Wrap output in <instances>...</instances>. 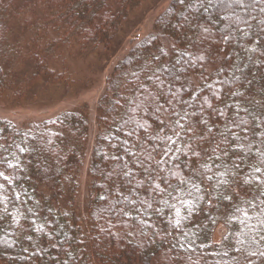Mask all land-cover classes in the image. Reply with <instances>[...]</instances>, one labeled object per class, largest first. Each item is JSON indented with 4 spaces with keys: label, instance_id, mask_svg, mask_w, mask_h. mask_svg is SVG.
Instances as JSON below:
<instances>
[{
    "label": "trees",
    "instance_id": "1",
    "mask_svg": "<svg viewBox=\"0 0 264 264\" xmlns=\"http://www.w3.org/2000/svg\"><path fill=\"white\" fill-rule=\"evenodd\" d=\"M144 2L0 0V88L16 81L8 57L15 45L8 44L11 24L20 28L18 38L29 41L30 57L43 75L50 70L48 59H55L59 47H72L74 40L84 48L109 46L129 13ZM30 9L38 11L29 18ZM223 13L218 8L205 12L199 0H170L155 33L127 55L132 61L124 64L122 59L113 68L105 92L111 97L99 107L103 125L93 144L82 215L73 200L86 138L84 116L59 114L47 127H32V134L0 120V264H264V185L252 179L260 175L255 167L264 170L259 155L264 150V25L257 23L264 14L252 11L259 17L249 20L251 29L239 24L249 32L245 37L236 30L234 16L221 24ZM21 16L24 25L15 24ZM251 48L256 51H247ZM185 111L196 113L182 123L196 126L191 136L202 152L207 150L202 162L213 165L207 175L225 173L214 175L227 185L212 188L211 197L210 182L194 171H203L195 158L187 167L180 163L173 169L175 176L170 165H163L159 175L171 187L158 180L166 188L159 196L139 166L151 163L155 169L162 138L172 135L178 119L172 113ZM201 118L207 126L199 123ZM235 133L244 136L240 143L245 148L251 146L250 155L222 154L236 143ZM175 147L183 148V143L177 141ZM213 149L221 159L208 160ZM180 160L187 158L181 155ZM126 171L131 174L123 175ZM137 181L144 183L137 187ZM193 183L205 191L196 192ZM219 224L227 232L216 244L212 233Z\"/></svg>",
    "mask_w": 264,
    "mask_h": 264
},
{
    "label": "rangeland",
    "instance_id": "2",
    "mask_svg": "<svg viewBox=\"0 0 264 264\" xmlns=\"http://www.w3.org/2000/svg\"><path fill=\"white\" fill-rule=\"evenodd\" d=\"M169 2L170 0H145L144 4L134 8L129 13L128 20L119 26L109 46L105 44L94 48L89 45L84 48L79 40H74L72 47H59L55 59H48L49 73L43 75L37 72V65L30 57L29 41L26 38H18V27L10 25L8 44L15 41V45L8 57L16 81L13 83L14 88L12 84L0 88V120L10 123V126L13 125L17 130L26 129L31 132L32 127V131H35L39 126L43 128L44 123H48L47 127L49 121L62 113H81L84 116L87 125L86 138L83 142L84 153L80 157L81 167L77 172V191L73 200L78 215H82L88 198L91 183L88 170L92 164L93 144L99 125H103V114L100 113L99 107L111 97L105 93L108 77L122 59L124 64L125 61L131 62V59H126L128 54L133 49L141 48L140 42L145 36L155 33L157 18L168 7ZM30 10L26 12L29 18L38 11ZM210 11H213V8L207 12ZM236 11L242 12L240 9ZM16 23L24 25V16L17 19ZM224 23L226 20H221V24ZM221 24L214 26L219 29ZM47 35H52L51 28L47 30ZM112 109L114 112L112 107L108 111L109 114ZM63 203L66 204V200ZM226 232V226L217 225L212 233V241L220 243Z\"/></svg>",
    "mask_w": 264,
    "mask_h": 264
},
{
    "label": "snow or ice",
    "instance_id": "3",
    "mask_svg": "<svg viewBox=\"0 0 264 264\" xmlns=\"http://www.w3.org/2000/svg\"><path fill=\"white\" fill-rule=\"evenodd\" d=\"M181 4L185 2V0H179ZM261 5H264V0H199V6L204 9L205 12L209 11V9L212 8H218L222 10L224 13H227L226 15H221L220 19L221 20H229L233 16L236 19L237 22V31H240L243 36L247 37L249 35L248 31H245L244 29L239 27V24H244L248 29H251L252 25L249 23V20H257L256 16L252 15V11H255L258 9V11L262 14H264V7H261ZM240 9L243 12L248 13V15L241 16L236 10ZM219 15V12H218ZM257 23L264 25V19H259L257 20ZM204 32L208 31V28L203 29ZM262 32H264V28L261 29ZM225 40L228 39L227 36L224 37ZM247 51L255 52V48L247 49ZM199 59H203V57H198ZM234 96L242 95L241 93L238 92H233L231 93ZM171 103V101H168ZM211 107V105H209ZM240 111L239 107H237V113ZM172 115L178 116V119H176L173 124H172V135L165 136L162 138L163 141V148H162V154H161V159L157 160L155 162L156 166L155 169L151 167V163L147 167L141 164L139 165L140 167H143L144 171L147 173L151 179L148 181V186L151 191H154L158 196L165 193L166 188L161 187L160 183H157L158 180L163 181V183L167 187H171L170 184H168L167 177L166 176H160L159 173L163 172L164 168L163 165L168 164L170 165L169 171L173 176H175L177 173L173 171V169L178 168L180 163H184L185 166L187 167L189 162L193 160V158L196 159V161L199 164V169H202L203 171L199 170H194L196 174L200 175L203 177L204 180L207 182H210L209 184V190H208V195L209 197L212 196L211 189L212 188H218L220 185H227V182L224 180H214V175L216 176H223L225 173H215L214 175H207V173H211L213 171V165L209 163H203L204 155L203 153H206L207 150H202L199 149L196 146L195 143V137L191 136L192 133H195L196 131V126L194 124H187V123H182V121H187L190 115H196V113H188L185 111L183 115H180L179 113H172ZM264 120V118H262ZM163 123V122H161ZM199 123L204 124L207 126V121L201 118ZM244 121H240V124H243ZM240 124H236L234 122V126L237 128H240ZM207 133L211 134L212 128L210 126L207 127ZM229 132H231V128L228 129ZM240 132L247 134V130L241 128ZM255 134V133H253ZM173 136L176 137V139H173ZM200 139H206L205 136L201 135ZM232 139L236 141L234 144L228 145L225 149L222 150V154L224 156L229 155L230 152L234 153H240V152H245L246 155L251 154V146L248 148H245L240 141L244 139V136H241L240 133H235L232 136ZM177 141H180L183 143V148L175 147L177 144ZM260 144L264 146V139L260 141ZM217 148H219V145H217ZM213 154L211 156H208L209 161H214V160H219L221 159V155L217 153L216 149L212 150ZM184 156L187 158L186 161H181L180 156ZM259 155L261 157H264V150H260ZM164 157H168L167 160L164 159ZM149 162H151L152 157L149 156L147 158ZM262 164H264V160L261 161ZM11 166V165H9ZM216 167H219L216 165ZM237 168H239V165H236ZM155 171L156 175L153 176L152 172ZM254 172L260 174L259 177L257 178L256 176H253L252 179L255 180L257 185H264V170H262V167L257 166L254 168ZM130 172H124L123 175L128 176L130 175ZM185 181H182V183ZM144 182L143 181H137V187L141 186ZM248 181H245V184H247ZM193 188L195 189L196 192H204L205 189L203 188L202 185H198L196 183H193ZM168 196H171L172 193L168 192ZM189 195H191V192H189ZM225 199L230 200L231 197L228 195H225ZM167 203V201H164ZM211 202V200H209ZM191 202H188V205H190ZM170 207L174 208L175 205H170ZM176 215L179 217L180 213L179 210L176 211ZM179 221H177V224Z\"/></svg>",
    "mask_w": 264,
    "mask_h": 264
}]
</instances>
